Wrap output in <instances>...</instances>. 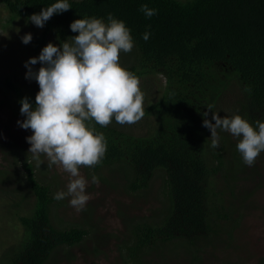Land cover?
Wrapping results in <instances>:
<instances>
[{"label":"trees","instance_id":"1","mask_svg":"<svg viewBox=\"0 0 264 264\" xmlns=\"http://www.w3.org/2000/svg\"><path fill=\"white\" fill-rule=\"evenodd\" d=\"M0 2L15 19L29 18L56 0ZM68 2V11L54 14L45 23L38 43L46 46L49 38H54L62 46V42L79 35L71 30L74 20L96 17L107 22L111 13L125 21L134 40L130 52L137 57L136 62H127L124 67L138 79L150 74H161L165 79L161 96L144 106V116L153 122L143 134L126 133L111 123L102 127L92 121L106 139L102 162L93 168L119 166L137 193L156 175L163 178L160 194L169 204L168 213L158 222L135 226L137 240L127 246L126 263L145 264L143 257L150 248L169 241L186 246L191 264H197L201 256L200 238L196 236L211 230L213 212L225 211L223 197L213 186L215 177L221 173L226 188L233 192L243 164L237 148L233 158L226 160L228 146H237L227 136L221 138L219 148L211 147V132L203 126V113L211 105L213 112L223 117L221 98L231 84H237L243 94L240 113L254 127L255 121L264 122V0ZM143 4L156 9L157 14L146 17L140 11ZM145 32L150 33L147 41L143 39ZM8 84L20 94V88L9 79ZM245 86L251 88V94L244 91ZM20 96H27L36 106L34 94ZM14 163V171L21 165L35 203L29 213L17 214L24 234L2 252L0 264H49L58 250L78 245L89 231L77 226L56 227L51 217L55 202L51 187L38 179L30 157L15 154ZM0 173L8 175L3 170ZM224 216L230 218L229 214Z\"/></svg>","mask_w":264,"mask_h":264},{"label":"rangeland","instance_id":"2","mask_svg":"<svg viewBox=\"0 0 264 264\" xmlns=\"http://www.w3.org/2000/svg\"><path fill=\"white\" fill-rule=\"evenodd\" d=\"M43 28L37 27L29 18L12 19L8 9L0 2V257L2 252L16 244L24 234L17 214H27L34 207L35 196L27 185L24 171H14L15 154L19 158L26 155L35 166L38 179L51 187L52 194L67 191L70 174L57 165L48 166L46 155L40 156L38 163L28 152L31 145L27 137L31 129H23L18 121L26 117L20 112L23 99L20 94L39 92L35 79H26L28 69L25 62L38 57L42 49L38 38ZM32 34L28 44L22 37ZM37 41V42H36ZM56 42L49 38L48 43ZM133 52L120 54V63L136 62ZM130 63V64H131ZM40 63L33 65L38 71ZM8 79L20 89V94L8 84ZM140 89L144 95V106L156 101L164 90L165 79L161 74L140 77ZM243 94L237 84H231L221 98L223 116L240 114ZM35 108V106H33ZM153 120L145 116L135 124H118L113 118L111 124L122 127L126 133L141 135L152 125ZM94 126L93 122L91 121ZM219 141L227 136L231 143L239 139L231 133L218 129ZM236 145H229L225 151L226 160L233 158ZM22 155V156H21ZM233 192L226 188L224 178L219 173L214 187L223 197L225 211L212 213L211 230L198 234L200 261L197 264H264V151L256 158L253 166L244 162ZM10 172V174H9ZM81 174L88 181L86 193L91 199L84 209L77 211L70 205L71 197L54 202L51 217L56 227L72 226L86 228L89 234L71 248L58 250L49 264H127V246L137 240L135 226L143 222H158L168 213L169 204L160 194L163 184L161 175H156L149 186L137 192L132 191L125 172L117 165L100 169L81 166ZM99 183H92V177ZM230 184V183H229ZM220 205V202H216ZM221 206V205H220ZM230 215L226 218L224 214ZM192 237L194 234L191 235ZM191 252L186 246H176L173 242H158L143 257L145 264H191Z\"/></svg>","mask_w":264,"mask_h":264},{"label":"clouds","instance_id":"3","mask_svg":"<svg viewBox=\"0 0 264 264\" xmlns=\"http://www.w3.org/2000/svg\"><path fill=\"white\" fill-rule=\"evenodd\" d=\"M70 8L68 0H56L41 12L33 13L29 21L43 28L54 14ZM140 11L149 18L157 14L147 4L141 5ZM70 27L79 35L62 42V46L50 42L38 57L25 62L26 79H35L40 90L35 108L27 96L20 101V112L26 118L18 124L32 130L33 134L26 138L31 145L28 152L38 163L40 156L46 155L49 167L57 165L70 174L67 191H59L53 198L71 197L70 205L81 211L91 196L86 193L88 181L80 168L98 165L106 152V139L91 121L102 127L113 118L120 125L135 124L145 114L144 95L138 77L120 63L121 52L128 53L134 47L131 29L125 21L109 13L107 22L86 17L74 20ZM32 38L27 33L22 42L28 44ZM149 38L150 33L145 32L143 39ZM37 63L41 64L38 71L33 68ZM244 91L251 94L248 86ZM207 109L203 126L211 132V147L220 146L218 129L227 131L240 138L237 149L243 162L253 166L264 151V122L257 120L254 127L240 114L221 117L211 105ZM92 183L98 184L99 178L93 176Z\"/></svg>","mask_w":264,"mask_h":264}]
</instances>
